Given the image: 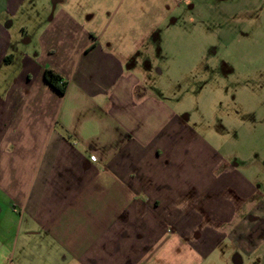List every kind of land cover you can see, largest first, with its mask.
<instances>
[{
	"label": "crops",
	"instance_id": "obj_1",
	"mask_svg": "<svg viewBox=\"0 0 264 264\" xmlns=\"http://www.w3.org/2000/svg\"><path fill=\"white\" fill-rule=\"evenodd\" d=\"M166 35L210 62L264 35V0H0V264H264L263 141L192 125ZM224 55L263 133L264 64Z\"/></svg>",
	"mask_w": 264,
	"mask_h": 264
},
{
	"label": "rangeland",
	"instance_id": "obj_2",
	"mask_svg": "<svg viewBox=\"0 0 264 264\" xmlns=\"http://www.w3.org/2000/svg\"><path fill=\"white\" fill-rule=\"evenodd\" d=\"M241 44H243L242 47L237 46V49L240 50H234L235 52L225 55L222 52L209 53V55L214 56L210 62L206 60L205 62H198L192 58L194 53L177 50V41L173 35H166L163 49H165L164 53L167 59L162 63L167 61L165 63L167 78L161 79V82H163L161 86H164L170 97L175 96L174 101L180 99L179 109L188 113L187 116L191 118L193 126L197 124L198 127H214L215 129V127L222 126L220 124L223 121L226 127H245L242 129L243 132L239 133L240 138L238 140H244L245 148L249 149L255 141L262 139L264 156V131L261 133L260 130L254 131L253 128L255 127L254 124L257 123L256 116L251 110L255 105V99L247 91L242 95H240V90L236 92L232 81H230V86L223 87L220 77L224 76V69L217 66L216 68L214 66L210 68V66L217 64L219 61L217 58H221L223 55L228 56V59L232 62L237 60L247 61L249 66L253 60L262 61L264 64V35L248 36ZM215 54H217V57ZM202 63L207 65L206 68L202 69L199 66ZM194 64L196 67H193ZM190 65L194 70L192 74H188L190 69L188 66ZM249 71L252 73L251 76H254L253 70L250 69ZM177 78L184 83L182 85L184 88L180 89V86L175 85ZM174 89L178 90L174 91ZM234 99L237 101L233 102ZM260 114L259 119L261 118L262 123L257 127H262V130H264V105L260 110ZM218 137L219 141L223 138L221 134H218ZM254 148L256 147H253L252 150Z\"/></svg>",
	"mask_w": 264,
	"mask_h": 264
},
{
	"label": "trees",
	"instance_id": "obj_3",
	"mask_svg": "<svg viewBox=\"0 0 264 264\" xmlns=\"http://www.w3.org/2000/svg\"><path fill=\"white\" fill-rule=\"evenodd\" d=\"M46 81L56 88L61 94L65 92L66 83L62 80V77L52 69L45 70Z\"/></svg>",
	"mask_w": 264,
	"mask_h": 264
}]
</instances>
